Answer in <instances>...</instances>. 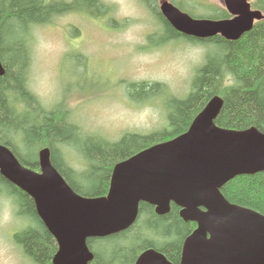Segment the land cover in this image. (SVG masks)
Segmentation results:
<instances>
[{
	"label": "trees",
	"instance_id": "1",
	"mask_svg": "<svg viewBox=\"0 0 264 264\" xmlns=\"http://www.w3.org/2000/svg\"><path fill=\"white\" fill-rule=\"evenodd\" d=\"M158 1L143 0L166 25L163 42L184 37L194 44H202L206 47L204 61L196 69L190 91L162 104L167 114L162 128L148 134L127 130L118 139H109L96 132L87 133L71 119L69 108L60 105L47 108L29 87L33 27L50 23L55 13L68 6L91 14L99 8L109 12V7L100 0H74L67 4L64 0H0V59L5 68L0 75V142L9 146L23 164L36 170H40L39 150L49 146L54 166L78 193L102 196L108 192L111 174L118 162L185 132L215 95L224 99L216 118L219 126L256 127L264 132V20L233 41L220 35L206 39L186 37L158 11ZM173 2L191 14L197 12L200 4L198 7L206 9L205 14L210 17L228 16L225 9L202 0H196L195 4L190 0ZM255 6L264 11V0H258ZM151 85L159 90L158 94H164L163 89H159L163 85L145 82L131 85V92L143 97L149 93L145 88ZM133 97L131 94L130 99ZM65 145L80 150L85 160L83 169L69 165L63 152ZM221 190L230 202L264 214V171L238 175ZM4 194L13 199L19 215L28 217L31 222L15 234L16 242L36 264H52L57 243L39 217L34 199L0 172V198ZM195 225L181 217L180 207L174 203L168 213L157 214L153 205L142 202L138 218L130 228L88 240L95 254L89 264H135L140 253L148 248H155L173 264H180L183 243Z\"/></svg>",
	"mask_w": 264,
	"mask_h": 264
},
{
	"label": "water",
	"instance_id": "2",
	"mask_svg": "<svg viewBox=\"0 0 264 264\" xmlns=\"http://www.w3.org/2000/svg\"><path fill=\"white\" fill-rule=\"evenodd\" d=\"M224 3L238 16L195 19L167 1L162 11L187 34L220 33L231 40L263 18L247 0ZM4 72L0 60V74ZM223 105L222 97H212L186 132L117 163L103 196L75 191L54 166L49 147L40 151L41 170L36 171L0 144V172L34 199L38 215L58 243L53 264H89L95 255L88 239L130 228L141 201L155 205L159 214L168 213L174 202L182 207L184 220L197 223L184 241L180 264H264V214L231 203L221 191L238 175L264 171V132L217 125ZM135 264L173 263L163 252L149 248Z\"/></svg>",
	"mask_w": 264,
	"mask_h": 264
},
{
	"label": "rangeland",
	"instance_id": "3",
	"mask_svg": "<svg viewBox=\"0 0 264 264\" xmlns=\"http://www.w3.org/2000/svg\"><path fill=\"white\" fill-rule=\"evenodd\" d=\"M100 1L109 12L99 8L91 14L68 6L55 13L50 23L33 27L29 87L45 106L69 108L71 119L87 133L96 132L109 139L119 138L125 130L151 133L166 123L162 104L190 91L191 77L195 67L203 63L206 47L163 42L166 25L143 0ZM195 1L190 0L193 4ZM202 1L224 6L223 0ZM199 5L196 13H204ZM129 81L167 86L159 88L164 94L148 86L145 91L149 93L143 97L133 94L131 87L129 93L134 97L130 99L125 86ZM149 109L158 112V118H144ZM63 152L71 167H85L76 146L65 145ZM30 223L28 217L19 215L10 196H1L0 264H36L15 240V234Z\"/></svg>",
	"mask_w": 264,
	"mask_h": 264
},
{
	"label": "clouds",
	"instance_id": "4",
	"mask_svg": "<svg viewBox=\"0 0 264 264\" xmlns=\"http://www.w3.org/2000/svg\"><path fill=\"white\" fill-rule=\"evenodd\" d=\"M158 116H159V113L158 112H155V111L150 110V109L149 110H146L145 113L143 114V117L144 118L151 117L153 119H156V118H158Z\"/></svg>",
	"mask_w": 264,
	"mask_h": 264
},
{
	"label": "bare ground",
	"instance_id": "5",
	"mask_svg": "<svg viewBox=\"0 0 264 264\" xmlns=\"http://www.w3.org/2000/svg\"><path fill=\"white\" fill-rule=\"evenodd\" d=\"M166 21V20H165ZM88 62H89V60H88ZM199 77V76H198ZM221 91V90H220ZM221 93V92H220ZM223 93V92H222ZM184 100V99H183ZM57 111V110H56ZM169 116V115H168ZM192 119V118H191ZM220 125V124H219ZM64 144V143H63ZM33 168V167H32ZM72 174V173H71ZM70 177V176H69ZM142 204V203H141ZM196 226V225H195ZM92 247V246H91Z\"/></svg>",
	"mask_w": 264,
	"mask_h": 264
}]
</instances>
